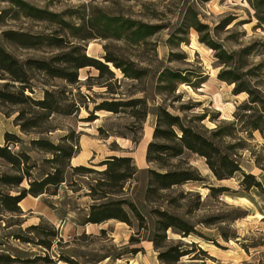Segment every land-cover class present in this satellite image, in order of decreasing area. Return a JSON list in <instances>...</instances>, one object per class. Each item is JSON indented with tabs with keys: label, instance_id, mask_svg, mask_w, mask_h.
I'll list each match as a JSON object with an SVG mask.
<instances>
[{
	"label": "rangeland",
	"instance_id": "obj_1",
	"mask_svg": "<svg viewBox=\"0 0 264 264\" xmlns=\"http://www.w3.org/2000/svg\"><path fill=\"white\" fill-rule=\"evenodd\" d=\"M22 1L40 10L38 17H25L16 6L0 0V45L19 62L27 78L19 83L5 74L0 76V146H6L22 159L26 156L27 163L20 168L28 172L30 181L39 182L52 172L53 157L31 141L64 147L77 137L75 158L78 159L72 164L78 163L93 172L81 176L66 169L64 182L56 189L49 187L37 200L28 195L22 206L32 211H22L24 222L20 226L5 229V223L0 222L2 248L22 258L46 254L53 264H264V138L257 131L241 132L234 114L244 122L264 114V23L257 19L264 16L262 3L254 0ZM106 17L153 25L159 30L131 42L126 31L119 38L113 37L115 27L105 28ZM3 32L24 37L5 40ZM82 54L105 64L113 78L106 72L100 76L95 68L85 67L77 71L78 84L70 85L48 76L34 64L46 62L60 69L65 66L63 60H78ZM226 54L232 57L223 64ZM105 59L142 73L138 79L127 78ZM166 71L185 76L199 88L177 80L170 83L165 76L161 77ZM221 73L222 78L230 76L235 83L219 79ZM20 86H24V97L19 94ZM234 87L247 88L262 103H248L247 93L235 95ZM45 91L52 95L48 104L56 105L59 113L50 114L35 105L34 102L44 98ZM102 102L123 105L117 113L95 111ZM243 105L251 106L248 107L251 110L237 111ZM160 108L178 116L185 126L207 138L210 130L223 126L229 137L219 142L222 152L235 160L244 174L254 176L260 188L245 190L240 184V173L217 180L205 159L188 150L174 157V140L152 138ZM259 124L264 128V119ZM5 134L13 135L16 142L5 143ZM151 142L168 148L158 163L146 162L147 146ZM156 150L150 152L152 157L159 155ZM88 155L83 164L79 163ZM58 156L62 167L66 161L60 152ZM111 157L131 159L129 165L118 169L120 173L127 175L132 167L136 171L119 183L112 195L93 200L88 195L89 187L103 184L105 177L98 174L103 171L100 165ZM149 170L160 173L188 170L199 181L147 194ZM2 174L14 175L15 171L0 160ZM28 183V179H23L19 189H27ZM53 192L56 195H51ZM110 201L132 204L143 218L142 228L129 208L122 205L130 226L108 220L96 224L87 233L82 231L89 206ZM155 211L179 218L191 228V235L182 237L179 230L169 228L162 238L163 234L157 230L160 218ZM48 219L65 224L57 228ZM4 221L11 223L8 217ZM31 225L52 228L57 237L46 239L38 231L29 233L25 228ZM13 234L28 238L31 243L13 240L10 238ZM43 239L52 242L48 250L37 245ZM178 245L185 255L177 262L158 259L160 253Z\"/></svg>",
	"mask_w": 264,
	"mask_h": 264
},
{
	"label": "trees",
	"instance_id": "obj_2",
	"mask_svg": "<svg viewBox=\"0 0 264 264\" xmlns=\"http://www.w3.org/2000/svg\"><path fill=\"white\" fill-rule=\"evenodd\" d=\"M7 2L11 3L13 6H16L21 14L25 17L36 18L38 17V14L41 13L40 10L34 8L33 6H30L22 0H7ZM254 2L262 3V5L264 6L263 0H254ZM253 7L255 10H258L256 6ZM1 14L2 12H0V16ZM257 19L259 23H264V16L257 17ZM105 21L106 29H110L112 28V26L115 27L113 37L119 38L124 33V31H126L127 39L131 42L140 41L145 37L155 34L159 30L157 26L146 25L130 20H121L119 18L106 17ZM195 30L199 31V28L195 27ZM2 35L5 40H8L13 36L17 38L20 36L24 37L23 35H18L14 32H3ZM207 45L212 47V44L210 42H207ZM225 57L226 60L221 62L223 64H226L227 59H231L232 55L226 54ZM105 60L107 63L111 62L115 68L120 69L123 75L127 78L138 79L142 73L134 70L133 68H123V66L114 63L113 60ZM63 63L65 64L64 68L56 69L50 67L46 62H34L36 69L45 72L50 77L62 79L70 85L78 84L77 71L85 67L95 68L96 70H98L100 76H102L103 73L106 72L110 75V78H113V74L109 72L105 64H102L101 62L96 61L93 58L86 56L85 54H82L78 60H71V58H69L63 60ZM3 74L10 77V80L13 82L24 83L27 80L26 75L23 72L19 62L14 59L9 53H7L0 45V76H2ZM226 74L230 73L226 72ZM163 76H165V79H167L170 83H172V81L174 80H177L181 83H186L188 86H191L194 89L199 88V85L191 84V82L188 81L185 76H181L179 73L166 71L165 73H161V77ZM218 77L222 81L228 82L229 84H233L236 81L230 76L227 78H222V73L219 74ZM24 91V86H20L19 94L22 97H24ZM241 92L247 93L248 103L253 105H258L259 102L262 103L261 100L247 88L234 87L233 93L235 95ZM51 96L52 95L49 92L45 91L44 98L41 101H37L34 103L40 110H45L50 114L59 113L58 107L56 105L52 106L51 104H48V98ZM26 99L28 98L26 97ZM128 103L130 102H127V104ZM122 105V102H102L101 104L96 106L94 110H105L117 113L118 108ZM248 107L251 106H239L237 107V111L245 109L251 110V108ZM262 111L264 112V106H262ZM234 114L236 119L235 121L237 123L236 126H239V128L242 129L241 132L244 131L247 132V134H250L251 132L257 131L262 136V138H264V128H262L259 124L261 119H264V114H261L258 117L246 122L240 120L241 117L238 119L236 112ZM203 119L204 117L198 118L199 121ZM174 129L179 132V135L176 134ZM21 130L23 132H26L25 128H21ZM209 133L210 138H207L202 133L185 126L178 116H173L166 112L165 109L160 108L157 112V120L152 138L155 140H174L176 142V147L174 148L175 153L173 154L174 157L180 156L183 150H188L189 152L197 154L198 156L204 158L214 177L219 181L229 179L233 177V175L240 173L242 175V180L240 182L241 187H243L245 190L259 189L260 183L256 181L255 177L249 174H244L239 164L235 160L230 158L227 154L222 152L219 142H221L223 138L229 137V134H226V132H224V127L221 125L216 126L214 129L210 130ZM13 140H16L13 135H4L5 143L16 142ZM31 143L34 145H38V148L40 150L50 152L53 157L50 160L52 164V172L45 174L44 178H42L39 182L30 181L28 172H25L24 169L20 168L21 164L25 166V164L27 163L26 160L28 158L26 156H24L22 159L20 158V156L12 154L6 146H0V160H3L7 164H9L15 171L14 175H0V222L5 223V229L13 225L20 226L24 222L23 220H21L22 210L20 208V203L22 200H24L28 195L34 198H38L41 195L46 194L49 187L56 189L60 184L64 182V172L66 171V169H69L73 173L81 176H83V174L93 172V170L85 168L84 166L72 167L70 164L71 159L75 158L78 153L77 137H75L70 145H66L64 147L53 146L52 144L41 140L31 141ZM153 148H157L156 151L159 153L157 157H152L150 154ZM167 149L168 148L164 145H157L153 142L149 143L145 156L146 162H160L162 159V156L160 155ZM58 152L62 154V157L66 161V164H64V166L62 167L58 164ZM130 163V158L111 157L110 159L104 161L100 165V168H103V171L98 172V174L105 177V180L102 182L103 184L98 183L95 186H90L88 195L93 198V200L106 199L108 196L112 195L114 193L113 191L115 187H118L119 183L127 178H130L135 173L136 169L134 167L130 168V173L127 175L122 174L118 171L121 166L129 165ZM104 166H106L105 169ZM148 173L149 179L147 194L156 193L162 190L169 189L173 186L183 185L188 182L199 181L197 177L189 175L188 170L173 172L165 171L164 173L149 170ZM25 178L29 181V187L27 189H19L20 184ZM98 193H101V195L99 196ZM51 195H56V193L53 192ZM96 196L98 198L94 199V197ZM122 205H126L129 208V210L137 220L139 227L142 228L141 223L143 221V218L141 214L132 204L121 201H110L98 205L89 206L84 225L101 224L108 220H118L119 222H123L130 226L131 221L127 213L122 209ZM155 213L160 218V220L157 221V230L163 234L162 238H165L164 232L169 228L179 230L182 237H188L189 235H191V228L179 218L168 215L165 212L155 211ZM6 217H8V221H10L11 223L4 221V218ZM25 230H27V232L29 233L38 231L46 239L47 237H57V233L52 228L45 229L39 225L28 226L27 228H25ZM100 231L101 233L104 232L103 230ZM10 238L26 244L31 243L30 239L24 238L19 234L10 235ZM51 243V241L45 239L37 241V245L45 250H48L50 248ZM152 243L154 245L156 244L154 240H152ZM2 247L3 244L0 243V264H37L38 262H40L41 264H53L52 260H50L46 254L44 256L35 255L32 258H22ZM179 248L180 245L175 248H169L167 251L160 253L158 255V259L162 262H177L180 257L185 255L184 252ZM133 252H135V250ZM168 257H170L169 260ZM66 262L69 263L68 261Z\"/></svg>",
	"mask_w": 264,
	"mask_h": 264
},
{
	"label": "crops",
	"instance_id": "obj_3",
	"mask_svg": "<svg viewBox=\"0 0 264 264\" xmlns=\"http://www.w3.org/2000/svg\"><path fill=\"white\" fill-rule=\"evenodd\" d=\"M86 153H87V152H86ZM89 153H90V152H88V154H89ZM88 158H89V155L86 156V157L81 158L79 163L83 164L84 161H86ZM76 159H78V157H77V158H73V159H71V161H70L72 166H73V164L75 165L74 167L80 165V164H78V163H73V164H72V162H73L74 160H76ZM85 159H86V160H85ZM85 164H87V163H85ZM40 197H41V196H40ZM37 199H39V197H38V198H35V200H37ZM25 200H26V198H25L24 200L21 201V203H20V208H21L22 211H24V212L27 211V210L32 211V208H30V207H27L26 209L23 208L22 203H24ZM48 221L51 222L52 225H54V226L57 227V228L60 227V226H63V225L65 224L64 221H63V223H62L61 221H57V222L55 223V222H53V220H50V219H48ZM61 224H62V225H61ZM94 226H96V224H86L85 227L82 229V231H84V232L86 231V233H87V232H89L90 229H93ZM61 237L63 238V236H62V232H61Z\"/></svg>",
	"mask_w": 264,
	"mask_h": 264
}]
</instances>
